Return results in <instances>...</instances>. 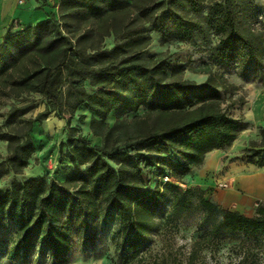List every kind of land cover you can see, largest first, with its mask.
<instances>
[{
    "label": "trees",
    "instance_id": "16d2710c",
    "mask_svg": "<svg viewBox=\"0 0 264 264\" xmlns=\"http://www.w3.org/2000/svg\"><path fill=\"white\" fill-rule=\"evenodd\" d=\"M162 4L155 0H60L58 16L51 14L18 29L12 26L4 34L0 41V104L8 99L21 102L11 106L6 119L27 125L23 132L0 135L10 144L5 160L9 169L21 172L34 154L29 135L33 122L51 112L61 115L68 104L72 113L61 116L67 125L82 105L94 112L90 129L102 138L101 144L92 145L70 127L66 145L73 169L65 181L30 176L0 189V219L10 218L18 228L9 259H27L39 239L54 263L65 264L72 250L70 216L85 225L86 244L95 236L85 217L104 218L107 209L118 220L120 240L116 245L134 253L140 250L143 237L157 227V213L166 205L165 224L200 212V224L209 225L194 244L192 256L198 248L213 245L223 233L261 236L264 241L262 202L248 216L206 197L200 186L182 189L170 180H159L147 190L149 177L143 172L182 181L208 152L229 146L244 129L245 122L221 106V91L235 85L223 73L216 74L213 66L240 50L246 52L241 56L243 70L261 63L264 10L259 16L257 8L246 9L244 17L251 18L240 22L235 6H220L218 53L212 64L203 61L192 69L207 74L204 82L197 83L185 78L180 68L167 74L162 55L150 64L141 58L142 50L152 42L151 30L160 32L164 41L189 40L194 35L191 20L170 7L160 10ZM249 12L251 16H247ZM108 36H114L109 48L103 45ZM86 83L94 88L91 93ZM34 95L42 99L45 109L36 118L25 119L37 106ZM140 109L143 112L137 113ZM111 113L115 117L112 126L106 121ZM129 113L136 114L129 117ZM261 136V147L251 150L253 155L264 151V127ZM258 166H264V161ZM147 264L161 263L153 260Z\"/></svg>",
    "mask_w": 264,
    "mask_h": 264
},
{
    "label": "rangeland",
    "instance_id": "374dc122",
    "mask_svg": "<svg viewBox=\"0 0 264 264\" xmlns=\"http://www.w3.org/2000/svg\"><path fill=\"white\" fill-rule=\"evenodd\" d=\"M46 15H59L60 0H37ZM163 3L159 9L170 7L194 23V35L189 40L170 39L163 40V36L156 30H151L152 42L142 50L141 58L150 64L159 55L164 56L167 64V74L172 69L180 68L184 77L202 83L207 78L203 72H195L192 69L201 62L208 61L212 64L216 56L219 35L216 33L218 10L220 6L227 4L235 6L240 22L251 17H244V11L250 8H257L259 16L264 10V0H155ZM249 12L247 16H251ZM169 22V21H168ZM18 21L14 23L15 29L20 27ZM145 27L150 29V23ZM114 43V36L105 38L103 45L111 47ZM239 52V50L237 49ZM241 53L222 63L214 65L216 74H222L228 78L235 88L229 91H221V106L227 113L234 117L241 118L245 122L244 129L238 134L235 140L219 151V157L212 169L205 173L202 167L204 161L191 168V173L185 176L182 181L171 177L160 178L149 170L143 172L148 175L149 183L147 190L153 188L159 180H170L184 189L189 186H199L196 182L209 180V187L205 190L206 197L215 202L220 199L222 193L231 194L239 189L235 183L234 176L242 172H250L264 161V151L259 155H253L255 149L262 144L261 128L264 127V56L259 65H248L243 70ZM87 91L91 93L94 88L88 83L85 84ZM37 104L29 111L24 118L34 119L44 111L45 104L38 95L33 96ZM17 100L8 99L0 104V135L4 133L16 134L27 129L23 121L8 122L7 111L13 105L20 104ZM72 105L68 104L61 115L51 112L45 119L35 121L32 124L29 135L35 146V152L30 157L28 165L21 172H13L6 163L10 154V144L7 140L0 139V189L8 188L14 181H23L30 176H44L47 179L65 181L72 172V164L67 156L68 146L66 145L67 134L70 127L73 133H81L86 136L92 145L101 144L102 138L96 139L90 129V118L94 114L84 106H79L67 125L66 119L72 113ZM140 109L137 113H142ZM84 114L82 120L79 117ZM136 113H129L133 117ZM106 121L112 126L115 122L114 114L107 116ZM123 152V147H119ZM158 156H165L160 154ZM122 162H125V160ZM115 167H119L114 160H109ZM154 166L151 170H156ZM206 175L205 177L202 175ZM224 183L225 185H220ZM227 194V195H228ZM260 202L254 201L249 213H252ZM264 204V201H261ZM218 203V202H217ZM222 205L221 203H218ZM233 210L240 208L236 203H231ZM169 205L163 207L157 213V227L149 231L142 240V246L138 253L118 247L116 242L120 240L117 233L118 220L111 209L106 210V216L85 217L84 220L94 234L93 242L83 243L85 225L75 216L71 215L72 225V250L65 264H147L153 260L161 264H264V241L261 236H244L241 233H223L216 242L210 246H202L192 256V249L198 238L209 229L207 223L200 224L202 213L193 212L181 215L173 221L165 224L166 214ZM248 213V212H247ZM18 228L10 218L0 219V264H56L54 263L45 247L39 239H35L31 252L27 259H9L8 251L14 243Z\"/></svg>",
    "mask_w": 264,
    "mask_h": 264
},
{
    "label": "crops",
    "instance_id": "0c3cea01",
    "mask_svg": "<svg viewBox=\"0 0 264 264\" xmlns=\"http://www.w3.org/2000/svg\"><path fill=\"white\" fill-rule=\"evenodd\" d=\"M37 6H39L37 0H0V41L6 31L14 26V23H17V21L20 24L30 25L45 19L47 17L45 11L43 8H36ZM98 137L96 136V139ZM221 150L214 149L206 154L204 164L202 165L205 168V173L214 167ZM261 169H264V166L257 167L248 173L242 172L236 174L234 179L239 189L235 192L231 191V194L227 193L228 195L222 193L220 199L216 201L221 203L223 207L231 210L233 209L230 207V204L236 203V205L241 207V209L237 208L238 211L248 216L254 215V209L252 213H249V208H251L256 200L260 202L264 201V170L262 171ZM202 176L205 177L206 175ZM196 183L204 190L210 185L209 180L206 179Z\"/></svg>",
    "mask_w": 264,
    "mask_h": 264
},
{
    "label": "built area",
    "instance_id": "2783aa9c",
    "mask_svg": "<svg viewBox=\"0 0 264 264\" xmlns=\"http://www.w3.org/2000/svg\"><path fill=\"white\" fill-rule=\"evenodd\" d=\"M220 185H225L224 183H221Z\"/></svg>",
    "mask_w": 264,
    "mask_h": 264
},
{
    "label": "bare ground",
    "instance_id": "6f19581e",
    "mask_svg": "<svg viewBox=\"0 0 264 264\" xmlns=\"http://www.w3.org/2000/svg\"><path fill=\"white\" fill-rule=\"evenodd\" d=\"M262 171L264 170V169H261Z\"/></svg>",
    "mask_w": 264,
    "mask_h": 264
}]
</instances>
